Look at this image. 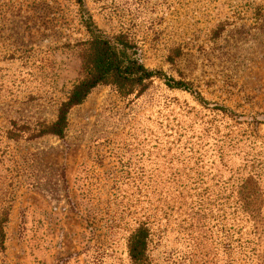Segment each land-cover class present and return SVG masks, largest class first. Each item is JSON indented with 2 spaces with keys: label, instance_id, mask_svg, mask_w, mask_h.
<instances>
[{
  "label": "rangeland",
  "instance_id": "374dc122",
  "mask_svg": "<svg viewBox=\"0 0 264 264\" xmlns=\"http://www.w3.org/2000/svg\"><path fill=\"white\" fill-rule=\"evenodd\" d=\"M84 5L103 35L125 32L146 66L204 101L158 78L128 97L100 85L69 111L63 137L29 138L80 76L88 33L76 0H0V264H130L127 229L172 170L201 172L205 196L232 205L218 221L184 197L153 264H264V0ZM251 159L261 175L242 170ZM238 176L243 193L219 191ZM236 200L245 212L229 215Z\"/></svg>",
  "mask_w": 264,
  "mask_h": 264
},
{
  "label": "trees",
  "instance_id": "16d2710c",
  "mask_svg": "<svg viewBox=\"0 0 264 264\" xmlns=\"http://www.w3.org/2000/svg\"><path fill=\"white\" fill-rule=\"evenodd\" d=\"M76 1L80 6L81 23L88 33V38L80 41L78 46L80 76L69 87L65 99L58 104L54 120L40 123L29 133V138L46 134L63 137L68 126L69 111L74 106L80 105L90 92L100 85H110L120 96L128 97L132 94H142L148 85L158 78L163 80L169 89L189 91L197 100L204 101L200 92L191 87L190 82L176 79L161 69L146 66L137 56L136 44L125 32L120 31L109 37L103 35L89 15L84 0ZM215 107L227 116L234 115L225 107L216 105ZM232 140V138L228 140L227 147L231 146ZM223 148L225 147L220 148L221 155L225 152ZM188 149L191 150L190 147ZM258 164L260 162L257 159L246 160L242 170L246 171V167L250 166V171L259 176L261 173ZM202 175L199 171L190 174L185 171L172 170L168 176L170 183L153 189L156 192L154 202H150L148 207H142V214L135 218L134 224L127 229L125 246L130 264L154 263L152 250L159 244L161 232L165 229L174 210H181L185 205L183 199L187 195L195 198L190 200V204L201 209L203 215L210 213L213 216L216 212L214 216L218 221H224L226 210L231 209L232 204L227 207V203L221 198L219 202H211L203 190L212 188L209 185L202 188L201 184L204 182ZM243 180L244 178L238 176L233 183L223 181L219 184V191L220 188L226 190L225 187L230 186L231 192L235 190L236 193H243L246 190V186L242 183ZM226 183L228 185H225ZM244 205L236 200L234 211L229 215L238 210L244 213ZM7 222L8 211L6 210L0 214V250L4 249V229ZM187 226L191 228L190 225ZM231 226H233L232 223Z\"/></svg>",
  "mask_w": 264,
  "mask_h": 264
}]
</instances>
